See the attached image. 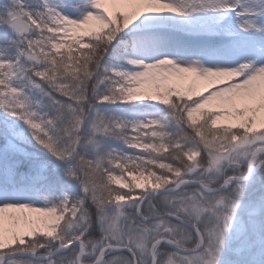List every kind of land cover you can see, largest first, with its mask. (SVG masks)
Here are the masks:
<instances>
[{
	"label": "snow or ice",
	"instance_id": "snow-or-ice-1",
	"mask_svg": "<svg viewBox=\"0 0 264 264\" xmlns=\"http://www.w3.org/2000/svg\"><path fill=\"white\" fill-rule=\"evenodd\" d=\"M0 264H264V0H0Z\"/></svg>",
	"mask_w": 264,
	"mask_h": 264
}]
</instances>
